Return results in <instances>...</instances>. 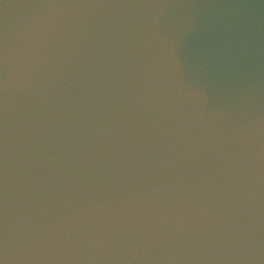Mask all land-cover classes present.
<instances>
[{
	"label": "water",
	"instance_id": "1",
	"mask_svg": "<svg viewBox=\"0 0 264 264\" xmlns=\"http://www.w3.org/2000/svg\"><path fill=\"white\" fill-rule=\"evenodd\" d=\"M0 264H264V0H0Z\"/></svg>",
	"mask_w": 264,
	"mask_h": 264
}]
</instances>
